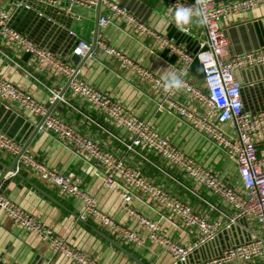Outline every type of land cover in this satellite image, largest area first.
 I'll list each match as a JSON object with an SVG mask.
<instances>
[{"label":"crops","instance_id":"crops-1","mask_svg":"<svg viewBox=\"0 0 264 264\" xmlns=\"http://www.w3.org/2000/svg\"><path fill=\"white\" fill-rule=\"evenodd\" d=\"M19 1L28 7L16 6ZM114 1L158 32L173 36L179 45L191 51L197 49L196 40L177 30L167 16L166 0ZM215 1L224 4L232 0ZM0 7L9 13L8 24L11 28L71 64L76 65L71 52L76 40L81 38L92 42L98 35L159 76L167 71L177 70L174 55H168L150 38L132 33L124 20L111 18L106 25H99L98 17L105 13L103 7L97 9L73 6L68 9L65 0H58L54 4L49 0H0ZM193 28V32L198 35L196 22L193 23ZM223 28L230 55L264 46V4L233 16ZM0 47V74L30 92L37 100L47 104L50 88L63 90L66 101L59 100L50 114L59 116L93 138L102 148L123 156L127 163L136 167L153 183L190 203L201 216L210 220L222 219L223 213H230L226 205L210 196L203 188H194L188 177L163 159L150 152L127 151L122 140H128V133L115 127L106 116L94 111L84 99L74 95L66 87L67 80L64 76L54 74L25 52H18L2 44ZM77 75L109 94L135 115L148 120L157 132L195 160L211 168L220 178L240 187L234 161L179 120L167 105L159 107L163 95L136 77L132 71L120 68L115 59L94 48L77 69ZM234 75L241 85L244 108L253 112L264 109V64L235 70ZM201 76L200 64L195 60L187 77L201 84ZM175 100L179 104L195 108L194 102L183 92H178ZM38 116L26 112L15 102L0 100V129L19 143L27 141ZM257 149L259 153H264V134L257 142ZM26 150L58 172L70 174L79 180L85 192L96 196L97 205L103 212L145 238L144 243L138 245L124 242L91 218L79 219L83 203L78 198L61 194L54 186L41 181L32 171L22 170L13 177L8 172L0 183V193L32 212L43 224L63 236L70 245L85 251L100 264H181L163 250L160 244L148 240L147 231L121 210V196L103 184V172L97 170L91 159L80 150L43 130L35 134ZM12 160V156L0 151V172L3 165H9ZM191 189L216 206H208ZM131 190L134 196L130 205L144 216L158 221L163 234L183 244L195 237L168 211L157 207L146 194L134 191V188ZM257 232L255 221L241 218L236 223L223 227L212 239L190 252L187 262L212 257L232 244L249 240ZM0 258L7 264H72L68 258L52 253L48 244L33 233L11 224L2 210ZM231 264H264V258L249 263Z\"/></svg>","mask_w":264,"mask_h":264},{"label":"built area","instance_id":"built-area-1","mask_svg":"<svg viewBox=\"0 0 264 264\" xmlns=\"http://www.w3.org/2000/svg\"><path fill=\"white\" fill-rule=\"evenodd\" d=\"M49 1L52 4L58 2V0ZM65 1L68 9H72L73 6L95 8L99 5L105 12L98 17L99 25H106L111 18L122 19L129 25L132 33L150 38L168 55L175 56L177 70L178 72L182 70L185 88L180 91L164 92L161 87V76L109 44L101 36L95 37L94 48L115 59L120 68L132 71L136 77L163 95L159 107L167 105L179 120L193 128L234 161L240 187L220 178L211 168L204 166L157 132L148 120L135 115L109 94L80 78L76 72V65L37 46L26 35L11 28L8 24L9 13L0 7V45L25 52L54 74L64 76L68 82L67 87L74 95L84 99L94 111L106 116L115 127L122 128L128 133V140H122L127 151L150 152L163 159L188 177L194 188H203L210 196L226 205L230 213H223L222 219L210 220L201 216L190 203L153 183L136 167L127 163L123 156L102 148L93 138L83 134L57 115L47 114L39 130L53 135L90 158L95 168L103 172V184L121 196V210L147 231L148 240L160 244L176 262L231 264L263 259L264 153L258 152L257 142L264 134V109L253 112L244 108L241 85L234 71L264 64V46L253 51L230 55L227 52L228 39L223 27L233 16L264 4V0H232L224 4L215 0H166V14L170 19L169 9L174 8L178 3L190 5L198 10L199 15L193 18L192 23L186 26L185 30H179L173 23L181 33L190 35L196 40L195 51L179 45L173 36L158 32L114 0ZM16 6L28 7L21 1L17 2ZM194 22L199 28L198 35L193 32ZM69 33L74 35L73 31ZM90 48L91 42L79 38L71 52L73 55L84 57ZM195 60L201 67V84L187 77ZM15 64L19 66L16 62ZM61 91L59 88H50L48 103L51 104L56 99L66 101ZM178 92H183L193 101L195 108L176 102L175 96ZM0 100L15 102L33 115L43 116L47 111L44 102L37 100L30 92L1 74ZM22 148V143L15 141L0 129V151L13 158L19 155L14 170L9 172L10 176H16L22 170L34 172L41 181L54 186L61 194L78 198L83 203L82 211L78 215L79 219L91 218L124 242L134 245L144 243L145 238L103 212L97 205L96 196L85 192L79 180L74 179L70 174L58 172L26 149L22 151ZM131 188L146 194L157 207L168 211L195 237L183 244L163 234L158 221L144 216L130 205L134 196ZM191 191L197 195L195 190L191 189ZM201 200L212 208L216 206L209 200L204 198ZM0 210L11 224L33 233L42 242L48 244L52 253L68 258L72 264H100L85 251L70 245L63 236L43 224L32 212L20 207L2 193H0ZM241 218L256 222L258 232L252 238L232 244L212 257L187 262L190 252L212 239L223 227L236 223ZM0 264L7 263L0 258Z\"/></svg>","mask_w":264,"mask_h":264},{"label":"clouds","instance_id":"clouds-1","mask_svg":"<svg viewBox=\"0 0 264 264\" xmlns=\"http://www.w3.org/2000/svg\"><path fill=\"white\" fill-rule=\"evenodd\" d=\"M171 12V22L179 30H185L186 26L190 25L193 18L199 15L196 8L178 3L174 8L169 9ZM182 70L167 71L161 75V87L164 92L170 90L180 91L185 88V81L182 79Z\"/></svg>","mask_w":264,"mask_h":264},{"label":"water","instance_id":"water-1","mask_svg":"<svg viewBox=\"0 0 264 264\" xmlns=\"http://www.w3.org/2000/svg\"><path fill=\"white\" fill-rule=\"evenodd\" d=\"M97 9H99V5L97 6ZM95 37L93 38V40L91 42V48H90L89 52L84 57H79L78 55H75V54L73 55L72 60L77 65L76 72H77V69H79L80 66L85 62V60L87 59V57L89 55H91V53H92V51L94 49V45H95ZM67 85H68V82L66 83V87H67ZM61 93H63V90L61 91ZM57 102H58L57 99L54 100L51 104H49L47 102V104H46V106H47L46 113L43 116H38L36 125L34 126V128H32L30 130V135H29L27 141L23 144L22 151L27 148V146L30 143V141L33 139V137L35 136V134L39 131V127H40L43 119L45 118V116L47 114H49L51 112L52 108L55 106V104ZM18 157H19V155H17L16 157H14L13 160H12V162L9 165H3V170L0 172V183L4 180V177H5V175L8 172H11V171L14 170V165H15L16 160L18 159Z\"/></svg>","mask_w":264,"mask_h":264}]
</instances>
